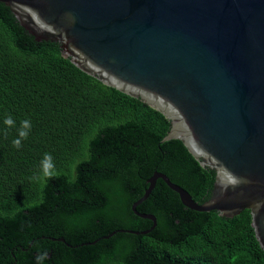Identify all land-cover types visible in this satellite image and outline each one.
Listing matches in <instances>:
<instances>
[{
  "label": "trees",
  "instance_id": "16d2710c",
  "mask_svg": "<svg viewBox=\"0 0 264 264\" xmlns=\"http://www.w3.org/2000/svg\"><path fill=\"white\" fill-rule=\"evenodd\" d=\"M24 119L32 129L17 150ZM169 126L78 69L57 43L36 41L0 3V264H37L45 251L42 264H264L249 210L231 219L191 210L161 179L136 207L154 228L104 238L150 229L131 205L154 171L195 202L208 198L214 172L181 141L160 142ZM45 153L58 173L51 180L40 175Z\"/></svg>",
  "mask_w": 264,
  "mask_h": 264
},
{
  "label": "water",
  "instance_id": "95a60500",
  "mask_svg": "<svg viewBox=\"0 0 264 264\" xmlns=\"http://www.w3.org/2000/svg\"><path fill=\"white\" fill-rule=\"evenodd\" d=\"M36 41L59 45L78 69L169 121L160 141L179 140L214 172L195 202L154 171L131 205L158 179L198 212L231 219L249 210L264 251V0H0ZM64 242L63 238L56 239ZM68 247L71 245L65 243Z\"/></svg>",
  "mask_w": 264,
  "mask_h": 264
},
{
  "label": "clouds",
  "instance_id": "9594fccd",
  "mask_svg": "<svg viewBox=\"0 0 264 264\" xmlns=\"http://www.w3.org/2000/svg\"><path fill=\"white\" fill-rule=\"evenodd\" d=\"M3 123L7 129H11L15 127V124H16L15 120L11 116L6 117ZM31 129H32V124L30 120L24 119L20 121V127L17 132V138L13 139L12 141L13 148L19 150L22 147V141L28 138L29 133L31 132ZM3 135L6 138L8 135V132L5 131ZM40 175L46 180L54 179L58 175L56 171V165L54 163L51 153H45L43 155L40 161ZM38 178L39 177L34 176L30 179H38ZM46 258H47V251L37 256L36 258L37 264H42V262Z\"/></svg>",
  "mask_w": 264,
  "mask_h": 264
}]
</instances>
